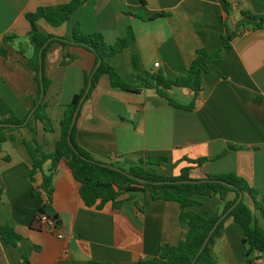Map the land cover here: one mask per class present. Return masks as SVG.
Wrapping results in <instances>:
<instances>
[{"label":"crops","instance_id":"crops-1","mask_svg":"<svg viewBox=\"0 0 264 264\" xmlns=\"http://www.w3.org/2000/svg\"><path fill=\"white\" fill-rule=\"evenodd\" d=\"M71 1L0 0V118L12 111L21 120L27 119L0 152V187L4 190L0 223L14 227L23 237L18 246L0 239V264H20L24 253L31 264H138L157 258L162 244L177 245L184 233L179 226L180 204L153 200L152 190L128 194L120 209L111 203L102 210L88 208L79 183L64 164L54 177L52 219L39 215L47 203L40 189L43 173L35 181L28 178L31 158L23 141L36 137L53 149L66 108L82 90L96 59L83 48L59 42L50 45L44 62V74L50 81L45 99L54 131L46 133L31 113L39 85L28 65L33 48L27 15L40 7ZM243 11L264 16V0H86L66 24L53 27L45 20L38 24L54 36L53 41H71L79 25L85 34H103L110 45L127 37L132 28L135 42L108 62L126 83L138 86L137 77L148 73L162 72L171 80L186 75L197 51L218 50L225 32L222 23L235 27ZM8 36L13 39L5 43ZM68 56L74 60L64 65L70 61ZM173 96L178 101L184 98L185 105L193 100L186 90H176ZM76 126L79 146L99 162L129 169L141 165L143 159L166 157V165L176 167L173 171L157 167L163 175L178 176L185 167H192L190 177L195 180L237 174L264 195V29L247 30L233 41L223 61L210 66L195 110L175 109L155 90L138 94L115 90L105 75L82 104ZM229 146L237 149L218 158ZM201 158L208 162L200 168L185 161ZM50 168L49 162L44 173ZM235 197L231 193L228 200ZM195 199L191 210L199 214L213 216L223 210L219 197ZM243 199L253 209L251 198ZM39 216L48 222H37ZM260 225L264 228L263 219ZM243 238L242 227L227 219L210 246L217 264H248ZM259 257L256 264H264V255Z\"/></svg>","mask_w":264,"mask_h":264},{"label":"trees","instance_id":"trees-1","mask_svg":"<svg viewBox=\"0 0 264 264\" xmlns=\"http://www.w3.org/2000/svg\"><path fill=\"white\" fill-rule=\"evenodd\" d=\"M85 1L72 0L70 3L64 5L40 7L35 13L27 15V20L31 25L29 41L33 48V55L29 59L28 65L35 72V80L39 85V95L35 99L31 113L32 119L36 123L41 124L46 133L54 131L53 124L47 114L48 105L45 99L50 81L44 74V62L50 45L54 42H59L64 46L83 48L93 53L96 59L94 69L85 76L82 90L79 94L75 95L72 102L66 108L64 118L61 121L60 138L55 142L53 149L49 150V143L47 141L40 142L36 137L32 140L24 139L23 141L31 158L28 178L35 181V176L38 173H43L40 189L46 194L47 203L41 208L39 215H46L52 219L50 208L53 204L54 177L58 167L64 164L79 183L81 198L88 208L102 210L107 204L111 203L114 209H120L123 207L128 194L147 193L150 190H152L153 200L173 201L180 204L179 226L184 231L180 242L177 245L162 244L157 258L141 260L138 264H194V262L195 264H217L211 254L210 246L222 233L225 223L229 218H232L239 224L244 231L243 256L247 258L248 264H256V261L260 259L259 256L264 255V228L260 225V219L264 220V195H261L258 189L251 187L245 179L239 177L237 174H225L207 175L206 179L195 180L190 177L192 167L182 168L178 176H166L159 173L156 169L157 167L165 168L168 171L175 169V165H166L168 161L166 157L143 159L140 161L141 165L129 169H121L115 164H105L95 160L89 152L79 146L77 142V126L75 125L71 129V124L80 101L85 96L90 80L92 88L86 100L90 98L99 81L105 75L109 76L111 86L115 90L134 94H138L144 89L155 90L171 107L184 111L195 110L200 93L204 88V75L210 73V66L223 61L225 53L231 48L233 41L242 36L247 30H263L264 16L243 11L241 14L242 18L235 27H230L227 22H223L225 32L221 37L220 48L211 52L204 49L198 50L197 57L192 62L186 75L179 76L176 80H171L162 72L155 74L148 73L146 77H137L140 84L132 86L126 83L108 62L110 58L123 53L124 50L135 42V34L132 28H129L127 37L119 38L114 45L108 44L101 33L85 34L81 31L79 25L75 26L71 41L64 39L53 41L54 36L47 34L40 28L38 24L40 20H45L53 27H60L66 24ZM227 7L230 10L228 3ZM11 39L13 37H6L5 43H8ZM44 47L45 49L41 53ZM1 53L4 57L8 55V52L4 48L1 49ZM68 58L70 61H65L64 65H68L74 60L71 56H68ZM133 62L135 68L138 69V59L136 56ZM96 68L97 71L95 72ZM42 87L44 89L43 92ZM176 90L188 91L193 95L192 102L188 105L179 102L173 96V92ZM42 95L44 98L40 102ZM26 120H21L12 111L0 118V152L3 144L14 139L13 133L22 129ZM29 125L27 124L26 127H29ZM69 136L72 145L69 142ZM236 149L234 146H229L218 158H223L229 152ZM185 161L200 168L208 162V159H187ZM49 162L51 163V168L49 173L46 174L44 173V167ZM115 168L123 170L131 177ZM204 180L206 181L203 182ZM231 193H234L236 197L234 200L229 201L228 196ZM3 194L4 190L0 187V201ZM242 195L251 198L253 209L243 199L221 222L203 253L198 256L204 241L214 225L236 205ZM197 196L219 197L224 203L223 210L213 216L202 215L192 211L191 208L197 204L195 199ZM0 239L9 245L18 246L23 237L14 227L0 223ZM20 264H31L30 257L26 253L23 254ZM89 264L110 263L90 262Z\"/></svg>","mask_w":264,"mask_h":264},{"label":"water","instance_id":"water-1","mask_svg":"<svg viewBox=\"0 0 264 264\" xmlns=\"http://www.w3.org/2000/svg\"><path fill=\"white\" fill-rule=\"evenodd\" d=\"M46 47V46H45ZM45 47L42 49V51H41V53L43 52V50L45 49ZM42 56V55H41ZM40 63H41V77H42V71H43V68H42V57H41V60H40ZM97 68H98V66H97ZM97 68L95 69V72L97 71ZM92 78V77H91ZM91 88H92V82H91V80H90V83H89V86H88V88H87V91H86V93H85V96L82 98V100L80 101V104H79V106H78V108H77V110H76V112H75V114H74V116H73V119H72V124H71V129L76 125V123H77V120H78V116H79V112H80V109H81V106H82V104L84 103V101H85V99H86V97H87V95L90 93V91H91ZM44 91V89H43V87H42V92ZM43 98H44V96L42 95V98H41V100H40V102H42V100H43ZM25 125V124H24ZM70 133H71V130H70ZM69 142H70V144L72 145V141H71V138H70V136H69ZM75 149V148H74ZM116 170H118V171H121V172H123V173H125L123 170H121V169H119V168H115ZM126 175H128V176H130L129 174H127V173H125ZM131 177V176H130ZM206 180H204L203 182H205ZM142 182H144V181H142ZM175 183V182H174ZM180 183H184V182H180ZM188 183H191V182H188ZM243 200V195L239 198V200H238V202L236 203V205L234 206V207H232L229 211H228V213H226L225 215H223L220 219H219V221L214 225V227L212 228V230L210 231V233H209V235H208V237L206 238V240L204 241V243H203V245H202V247H201V249H200V251H199V253H198V256H200L202 253H203V251L205 250V248L207 247V245H208V243H209V241H210V239H211V237H212V235H213V233L215 232V230L218 228V226L221 224V222L229 215V213L241 202ZM57 217L55 216V219H56ZM198 258V257H197ZM197 260V259H196ZM194 264H195V262H194Z\"/></svg>","mask_w":264,"mask_h":264},{"label":"built area","instance_id":"built-area-1","mask_svg":"<svg viewBox=\"0 0 264 264\" xmlns=\"http://www.w3.org/2000/svg\"><path fill=\"white\" fill-rule=\"evenodd\" d=\"M159 67H160V63H156V64H155V68H159ZM37 222H39V223H43V222H48V221H47L46 218H43L42 216H39V217L37 218Z\"/></svg>","mask_w":264,"mask_h":264},{"label":"rangeland","instance_id":"rangeland-1","mask_svg":"<svg viewBox=\"0 0 264 264\" xmlns=\"http://www.w3.org/2000/svg\"><path fill=\"white\" fill-rule=\"evenodd\" d=\"M179 102H181V103H187L185 100H184V98H181V97H179ZM52 211H54L53 209H52Z\"/></svg>","mask_w":264,"mask_h":264}]
</instances>
